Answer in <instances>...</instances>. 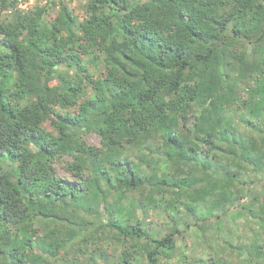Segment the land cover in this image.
Masks as SVG:
<instances>
[{
    "label": "trees",
    "instance_id": "obj_1",
    "mask_svg": "<svg viewBox=\"0 0 264 264\" xmlns=\"http://www.w3.org/2000/svg\"><path fill=\"white\" fill-rule=\"evenodd\" d=\"M20 1L0 264H264V0Z\"/></svg>",
    "mask_w": 264,
    "mask_h": 264
},
{
    "label": "rangeland",
    "instance_id": "obj_2",
    "mask_svg": "<svg viewBox=\"0 0 264 264\" xmlns=\"http://www.w3.org/2000/svg\"><path fill=\"white\" fill-rule=\"evenodd\" d=\"M61 1L69 4V7L72 8L75 13L82 14V7L81 6L83 4V0H61ZM34 4H35L34 0H25V1H20L18 4V7L23 9V10H27V9L31 8ZM93 71H94V73H99L101 70L99 67H95V65H93ZM45 127L52 129L49 122H45ZM86 139L90 144L97 145L99 143V139L94 133L86 134ZM56 171L58 174H63V170L59 164H56Z\"/></svg>",
    "mask_w": 264,
    "mask_h": 264
}]
</instances>
